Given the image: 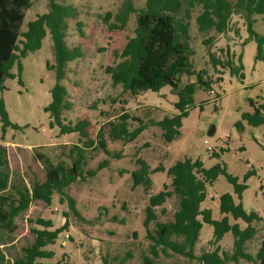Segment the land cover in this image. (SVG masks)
<instances>
[{
  "label": "rangeland",
  "instance_id": "obj_1",
  "mask_svg": "<svg viewBox=\"0 0 264 264\" xmlns=\"http://www.w3.org/2000/svg\"><path fill=\"white\" fill-rule=\"evenodd\" d=\"M61 1L79 9L78 16L68 20V44L70 47L81 46L84 50L83 57L69 63L67 76L62 80L73 103V107L64 112L65 122L88 120L87 129L93 138H98L99 129L103 126L109 150L120 153V156H109L99 146L90 150L87 169L96 168L106 158L109 165L86 180L75 181L68 188L83 218L71 211L67 201L62 203L57 192L50 205L41 200L34 201L16 220L15 242L10 246L8 256L13 259L19 257L23 248L34 241L30 220L45 217L54 220V228L69 221L68 228L60 233L55 244L49 246L55 251V256L47 260L49 264H117L127 252L132 253L127 264H148L147 261L151 264H200L196 259L180 254L167 255L162 248L152 250V241L147 237L144 225L149 194H157L165 184H170L167 169L177 160L185 158L201 159L206 168L225 165L229 173L239 177L240 182L246 178L248 187L243 193L244 207L264 219V124L252 126L243 119L244 113L254 112L251 100L264 102V55L262 59H257L258 45L249 38L245 20L235 14L225 33L215 30L201 33L197 15L202 6L191 9V17L186 20L190 23L194 63L197 70L205 69L206 77L213 80L208 88L197 86L189 114L183 118L180 137L168 143L162 129L152 122L179 112L178 91L171 85H165L159 91L132 94L124 91L121 85L113 84L106 72L108 65L119 61L115 51H120L127 39L134 35L138 13L130 15L125 29L110 31L103 15L108 11L117 12L125 0ZM49 3L50 0H33V5L25 12L22 29H27L28 22L38 14L49 11ZM132 3L136 9H141L145 7L146 0H132ZM255 18L254 28L264 36V15H256ZM79 21L83 23L80 28ZM211 36L214 40L209 48L221 60L227 59V48L231 50L236 64H239L242 55L243 79L232 75L229 68H214L209 48L204 44V39ZM22 62L23 84L19 82V75L7 78L6 89L0 94L10 121L16 125L7 126L4 133L0 121V142L7 146L11 167L32 184L45 179L44 167L34 157V147L46 145L41 151H47L52 157L60 154L67 158L62 154L65 148L62 145L77 143L79 134H61L58 126H51L50 113L44 110L51 102V89L56 83L55 72L46 67L47 62H54L50 35L44 38L39 50L29 53ZM12 71L18 73L17 65ZM196 80L194 76L182 77L183 83ZM124 112L129 114V132L142 124L133 116L147 125L132 141H126L124 137L114 139L110 135L112 125L109 121L121 122L120 115ZM213 126L214 132L210 134ZM118 128L122 134V127ZM3 136L5 140H2ZM214 152L221 155L213 156ZM139 159L145 160L152 169L161 165L166 168V171L152 173L153 184L149 194L143 185H134L133 172L140 167L137 163ZM225 192L232 193L238 201L225 176L207 187V197L202 206L212 209L215 219L222 217L220 196ZM165 206L168 209L165 216L161 215L162 208H156L160 221L172 218L177 198L168 199ZM64 212L68 213L67 217ZM238 222L242 227L246 226L243 221ZM150 227L155 229V221ZM213 231L212 225H203L200 242L195 249L198 254L204 248H212L209 240L213 238ZM263 237L264 229H261L250 244L252 252H256ZM233 240L231 233L226 234L219 245H232ZM1 247L7 250V247Z\"/></svg>",
  "mask_w": 264,
  "mask_h": 264
},
{
  "label": "trees",
  "instance_id": "obj_2",
  "mask_svg": "<svg viewBox=\"0 0 264 264\" xmlns=\"http://www.w3.org/2000/svg\"><path fill=\"white\" fill-rule=\"evenodd\" d=\"M32 5L33 0H0V94L6 89L7 78L19 75V82L23 84L22 59L39 50L49 34L53 42L54 62H47L46 67L55 72L56 83L51 89V102L44 110L50 113L52 127L58 126L61 134L78 133L79 141L70 146L62 145L65 147L62 154L67 155V158L60 154L52 157L47 151H41L46 145L34 147V157L42 163L45 179L33 181L32 184L11 167L7 146L0 142V264H49L47 260L55 256V251L49 246L55 244L60 233L68 228L69 221L66 220L63 226L54 228L52 218L31 219L30 227L35 239L23 248L19 257L13 259L8 254L10 246L15 242L17 218L34 201L41 200L50 205L56 192L59 193L62 203L67 201L71 211L77 217L83 218L77 208V201L68 193V188L75 181L86 180L109 165V159L106 158L96 168L87 169L89 151L99 146L109 156H120V153L109 150L103 126L99 129L98 138H93L87 129L88 120L66 123L64 119V112L71 109L73 103L62 80L67 76L69 63L84 55L81 46L70 47L68 44V20L77 17L79 9L61 0H50L49 11L38 14L28 22L27 29L23 30L25 12ZM197 5L202 6L197 15V25L201 33L211 30L225 33L230 28L233 15L238 14L245 20L249 38L257 42V59L263 58L264 36L255 30L254 25L257 21L255 16L264 15V0H146L145 7L141 9H136L132 0H125L117 12L108 11L103 15L108 29L113 31L125 29L130 15L133 12L138 13L134 35L127 39L120 51H115L119 61L106 67L113 84L121 85L124 91L132 94L147 90L159 91L165 85H171L178 91L179 112L152 122L162 129L168 143L180 137L183 118L189 114V106L197 86L208 88L213 80L206 77L205 69L197 70L194 63L195 51L190 44V23L186 19L191 17V9ZM82 24L79 21L78 27ZM81 33L83 34L82 30ZM213 40V36L206 38L204 44L209 48ZM225 52L227 59L224 61L208 49L214 68H229L232 75L243 79L242 55L239 64H236L231 57V50L227 48ZM15 65L18 73L12 71ZM184 75L194 76L197 80L183 83ZM218 80H222V77H218ZM250 103L254 112L244 113L243 119L252 126L264 124V102L251 100ZM128 118L129 114L124 112L120 115L121 122L109 121L112 125V138L124 137L126 141H132L147 127L140 118L133 116L134 120L142 124L129 132ZM0 121L4 133L7 126H16L10 121L2 98ZM120 126L122 134L119 132ZM2 140H5L4 136ZM212 155L220 156L221 153L214 152ZM137 163L140 167L133 172L134 185H143L149 194L153 184L152 173L166 171V168L161 165L152 169L143 159H139ZM167 173L171 177L170 184H165L164 189L157 194L150 193L146 207L144 225L146 235L152 241V250L162 248V252L167 255L170 252L180 254L196 259L200 264H264V237L256 252L249 249L260 230L264 229V219L244 207L243 193L248 187L246 178L240 182L239 177L229 173L225 165L217 164L206 168L201 159L191 158L177 160L167 169ZM221 176H225L232 185L238 201L232 193H223L220 196L222 217L215 219L212 209L204 208L202 204L207 197V187L213 185ZM174 197L177 198V207L172 218L160 221L156 208H162L161 215H167L165 203ZM64 215L67 217L68 213L64 212ZM239 220L246 226L242 227ZM153 221L156 224L155 229L150 227ZM205 223L212 225L214 229L213 238L209 240L212 248H204L198 254L195 249L200 242ZM229 233L233 235V244L229 248H221V238ZM1 245L7 247V250L2 249ZM131 256L132 253L127 252L124 258L118 259L117 264H127ZM147 263L151 264L148 261Z\"/></svg>",
  "mask_w": 264,
  "mask_h": 264
},
{
  "label": "water",
  "instance_id": "obj_3",
  "mask_svg": "<svg viewBox=\"0 0 264 264\" xmlns=\"http://www.w3.org/2000/svg\"><path fill=\"white\" fill-rule=\"evenodd\" d=\"M214 129H215V127L213 126L211 129H210V134H212L213 132H214Z\"/></svg>",
  "mask_w": 264,
  "mask_h": 264
},
{
  "label": "crops",
  "instance_id": "obj_4",
  "mask_svg": "<svg viewBox=\"0 0 264 264\" xmlns=\"http://www.w3.org/2000/svg\"><path fill=\"white\" fill-rule=\"evenodd\" d=\"M220 243V242H219ZM220 247H223V246H221V245H219ZM231 245H228V246H224V247H227V248H229ZM172 255V252H170V256Z\"/></svg>",
  "mask_w": 264,
  "mask_h": 264
}]
</instances>
